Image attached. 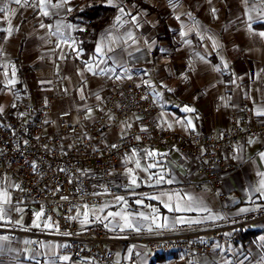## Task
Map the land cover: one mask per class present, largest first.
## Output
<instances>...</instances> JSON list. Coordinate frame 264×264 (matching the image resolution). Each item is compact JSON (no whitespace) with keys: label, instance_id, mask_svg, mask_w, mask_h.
Returning a JSON list of instances; mask_svg holds the SVG:
<instances>
[{"label":"crops","instance_id":"0c3cea01","mask_svg":"<svg viewBox=\"0 0 264 264\" xmlns=\"http://www.w3.org/2000/svg\"><path fill=\"white\" fill-rule=\"evenodd\" d=\"M80 1L72 0L67 7L73 9ZM142 1L124 0L126 11H131L135 15L137 11L146 10L148 14L147 16H141V21L147 20L151 23H144L140 29H134L138 39L136 45L131 47L122 43L113 45L114 51L108 53V55L120 57L124 61L129 69V74L133 77L132 80L152 91V89L142 83V80H151L155 89L163 93L161 98L155 97L158 107L156 119L163 129L189 138L194 133L185 131L176 121L191 118L197 125V132H208L213 129L222 131L230 127L231 111H241L245 107L255 109L264 105V73L260 74V78H256V74L259 73L261 68H264V41H261L258 37H249L245 24L240 20H236V14L242 11L236 0H227L226 3L214 0L220 10L218 13L219 20L212 19L209 12L206 11L208 5L204 4L202 0L201 6L194 9L190 7L193 0H182L184 8L192 10L194 16L201 22L200 35H212L225 46L219 51L225 60L229 62L230 67L222 69L221 73L211 71V67L220 64L221 61L217 55V50L211 48L210 41L207 39L201 41L200 35L191 32L187 37V39L192 41L191 47L183 44L182 38L178 35L181 21L175 19L174 14L167 6V0ZM134 4L138 7L134 8ZM2 6H4V0H0V7ZM7 6L13 11L0 13V29H6L9 26L8 21L11 20L14 31L12 36L7 39H5L6 33L3 31L4 36L0 39V48L3 49L4 55L0 56V62L15 65L18 83L11 92L7 90L0 91V105L4 107L2 116L26 118L27 115L19 117L17 114L26 113V106L30 102L38 112L45 114V120L48 121V123H45L47 129L57 128L58 113L61 111L71 112L69 117L71 122L87 124L92 121L103 108L110 91L117 84L127 79L116 81L114 77L112 79L94 77L90 73L85 72L83 80L86 81L84 92L86 100H80L78 89L84 85L81 82L82 78L77 75V70L83 69L81 60L85 58L81 57V60L75 59V53L71 52L67 46H62V48L58 49L59 37L52 36L50 33L55 31L57 24H70L73 27H65L63 31L65 35H70L77 40V29H84L85 26L69 20L66 8L58 10V15L54 14L50 17H44L39 15L38 11L32 7H23L15 3H8ZM177 11L181 10L177 9ZM117 15H119V12ZM229 17L235 21V24L230 25L229 31L225 32L223 27L229 21ZM126 19L128 18L126 17ZM243 19H246V17H243ZM182 20L187 22V17L182 16ZM113 22L114 20L100 31L96 42L99 41L101 36L106 34ZM41 23L44 25L51 24L53 28H41ZM17 28L19 29L18 31L15 30ZM126 28L127 26L120 29L113 28L111 31L114 35H119ZM171 29L177 31H172ZM253 29L264 31V27H260L258 24H253ZM145 39L149 44L155 41L150 51L144 43ZM206 45L207 48H205ZM123 48H127V51L122 52ZM137 48L140 51H145L144 56L146 58L133 61L130 56L138 52L136 51ZM160 48H166L168 50L167 53H161L159 51ZM61 51L67 55V59L59 58ZM129 52L131 55H128ZM197 53L205 56L210 63L201 62L196 55ZM17 59H20V63L17 62ZM189 60L193 62L194 72L189 71L187 68ZM103 66L101 65V67ZM107 66H113L111 60L108 61ZM3 71L4 69L0 68V73ZM8 71L9 77H11L10 67ZM117 72L122 73V69L118 66ZM184 72H187L190 77L187 81L181 77ZM3 79L4 77L0 75V80ZM232 80H235L236 83H231ZM42 81L44 83H41ZM161 82L174 89V91L169 92L161 87ZM2 87L3 85L0 84V88ZM65 89H67V92L64 91ZM91 93H99L102 99L97 100ZM245 93H248L251 98H246ZM221 96L226 99L231 97L229 107H224L225 101L220 99ZM194 97H198V99H194ZM45 100L47 101L46 104ZM12 104H15L16 107L13 108ZM232 104L237 105V107H232ZM85 105L92 108L90 119L86 118ZM178 105L179 107H177ZM184 105L194 107L197 111L195 113H185L182 110ZM251 112L253 113V111ZM164 120L173 124V128L168 129ZM135 123L136 115L131 114L122 122L119 129L111 130L106 134V141L110 143L116 142L121 134L129 128L128 125L133 126ZM249 140L254 142L249 143ZM145 149L166 153L165 149L147 147L135 150L142 167L156 162H158V167L150 169L148 173L135 169L134 161L126 162L133 155V151H131L117 162L116 176L111 183V188L116 193L105 196L100 205L95 207L98 208L108 202L111 206L105 209L103 214L106 215L108 211H117L121 209L122 205L115 204L114 197L123 195L130 205L128 211H143L147 215L151 213L153 207L159 208L161 218L157 222L164 223L163 218L166 217L168 227L155 228L153 225V231L149 232L147 228L151 223L149 220L141 221L142 230L140 232L132 230L111 231L108 229L112 233L151 235L204 228L226 221L245 219L247 215L255 212L261 206L259 201L264 200V196H261L260 193L252 192V188L259 187V181L262 179L258 173H264V159L260 155L264 153V135L249 136L243 145L228 154H223L225 159L235 164L236 168L223 178L218 190H214L211 187L201 172L198 161L177 154L170 157L165 155L157 156L154 159L148 158L146 157ZM129 168L134 170L138 177V182H140V187L134 190L128 187L130 178L126 173ZM151 173H162L166 179H172L174 182L172 184L164 183L150 187L145 181ZM0 179L16 183L8 177ZM14 189H11L12 194H14ZM133 191L147 195L180 191L181 193L192 195L197 201H202V206L210 211L168 212L159 200H149L143 195H133ZM136 199H143L144 204L150 207L135 204ZM162 199L167 200L166 197ZM17 206L24 209V211L15 214L13 219L22 216L23 227H12L11 225L0 227V236L10 237L7 241H0V244H3L5 249L4 255L0 256V261H3V264H37V260H39V264H50L51 258L46 255L48 248H41L40 245H58L65 242L45 236L46 234H57L59 232L43 228L37 229L31 226L34 213L40 210L39 207L35 205L21 206L18 204ZM89 207L91 208L93 205H89ZM242 209H247V211H241ZM78 210L81 213L84 211L81 206ZM209 215H218L222 218L207 220L206 217ZM179 216L193 220L199 219L202 222L191 225L175 224L174 221ZM100 225L103 226V224ZM257 225H254L253 228L259 229L260 232L257 233L254 244H248L247 248L252 246V249H249L250 254L254 260L259 262L261 247L264 244V240H261V237H264V220L257 223ZM24 240L34 241L35 243L25 245L23 243ZM260 241L262 243L259 245ZM217 245L210 256L187 255L183 252L155 254L141 244L126 245L117 243L114 248L119 264H144V262L150 264L153 261L156 264H220V262H224L223 259L226 257L228 248L236 253V247L242 246L241 242L235 244L233 240ZM8 249L15 251H8ZM129 249H132L133 252L130 259L128 258ZM33 250L40 252L36 259L30 258L33 255ZM56 251L59 255L66 254L65 249L57 248ZM136 253H140V256H137ZM141 257H143V262ZM60 264H64V262H60Z\"/></svg>","mask_w":264,"mask_h":264},{"label":"built area","instance_id":"2783aa9c","mask_svg":"<svg viewBox=\"0 0 264 264\" xmlns=\"http://www.w3.org/2000/svg\"><path fill=\"white\" fill-rule=\"evenodd\" d=\"M137 84L132 79L117 84L103 108L87 124L71 122V112L61 111L57 128L47 129L45 114L38 112L30 102L26 106V118L0 116V125H3L0 127V149H3L0 178H11L26 189L23 193L14 189V199L22 197L18 205H35L40 209L43 206L58 222L59 233L45 236L70 244L65 252L76 264H85L84 258L89 264L92 258L96 264H115L114 245L117 243L141 244L155 254L183 252L210 256L217 244L231 239L234 230L250 229L264 220V215H260L198 229L136 235L112 233L98 223L82 228L78 220L67 219L74 216L80 206H98L105 196L116 193L111 183L116 176L117 162L133 150L164 148L169 157L177 154L196 160L211 187L218 190L223 178L236 168L223 154L243 145L249 136L264 135V123L261 122L264 118H256L248 107L231 111L230 127L222 131L213 129L187 138L163 129L156 119L155 96L141 84L137 88ZM145 95L148 99H141ZM131 114L140 119H136L135 125L126 129L116 142H107L106 134L119 129ZM142 127L146 131H141ZM137 136L139 140L135 138ZM25 140L27 144L23 143ZM112 144L118 147L112 148ZM26 161L36 162V173ZM60 168L66 172L59 171ZM56 188L60 191L53 193ZM105 188L108 193L97 196H81L77 192L80 189L83 193H104ZM61 196H68L69 200H61ZM66 232L72 235H64Z\"/></svg>","mask_w":264,"mask_h":264},{"label":"snow or ice","instance_id":"6c2138e0","mask_svg":"<svg viewBox=\"0 0 264 264\" xmlns=\"http://www.w3.org/2000/svg\"><path fill=\"white\" fill-rule=\"evenodd\" d=\"M72 0H4V6L0 7V13L5 12H12L13 10L8 8V3H15L16 5H22L23 7H32L33 9H36L39 13V15L44 17H50L52 15H58V10L66 8L68 12L73 11L71 7H67L70 5ZM204 4L208 5V8L206 11L209 12L210 16L214 20H219L220 17L218 15L219 8H217L216 4L214 3V0H202ZM220 2L226 3L227 0H220ZM236 2L240 5L242 11L238 12L236 14V20H240L242 23L245 24L247 34L249 37H258L261 41H264V31H256L253 29V24H258L259 26H264V0H236ZM106 5L114 7L118 10L119 15H117L114 19L113 24L111 25V28L106 32L105 35L101 36L99 41L96 42V46L94 49V54L90 57V59H83L81 60V57L84 56V50L83 48L79 47V44L83 43V41H77L74 37L70 35H65V32L63 29L65 27L72 28V25H63V24H57L55 26V31L51 32L50 34L52 36L59 37V43L57 44V48L60 49L62 46H67L68 49L71 50V52L75 53V59L81 60V63L83 64V69L77 70V75L82 78L81 82L84 86H81L78 89L79 93V99L80 100H86V96L84 94L85 92V86L86 81L83 80L84 73H90L94 77H107L108 79L115 78L116 81H120L122 79H133L132 75L129 74V69L126 67L124 61L120 57H113L109 56L108 53H111L114 51L113 45L117 44H123L128 47H131L132 45H136L138 43L137 35L134 29H140L144 23H151L150 21L144 20L141 21V16H147V11H137L135 15L132 14L131 11H126V6L124 4V0H105ZM167 6L169 7L170 11L174 14V17L177 21H181L180 28L178 30V35L180 38H182V42L185 46L191 47L192 41L187 39L189 34L191 32H195L197 35H200L201 31V22L194 16L192 10H187L184 8V4L182 3V0H167ZM201 6V0H193V3L191 4V8H197ZM91 7V5H89ZM133 7H138L137 5H133ZM177 9H180L181 11H177ZM56 10V11H54ZM182 16L187 17V22L182 20ZM126 17L128 19H126ZM243 17H246V19H243ZM235 24V21L229 17V21L225 23L223 27V31L228 32L229 26ZM8 27L6 29H0L6 33V37L10 38L13 34V27L11 24V20L8 21ZM127 28L125 31L119 35H114L111 31V29H120V28ZM41 28L47 27L48 29H52L53 25H44L43 23L40 24ZM18 31L19 29H15ZM79 31H86V29H77ZM172 31H177L175 29H171ZM207 39L210 41L211 48L213 50H217V55L220 57V64L213 65L211 67V71H214L216 73H221L222 69H228L230 67L229 62L225 60L222 53L219 51L223 49L225 46L220 42L219 39L214 38V36H204L200 35V40L203 41ZM50 42V41H49ZM145 45L151 50L152 46L155 44V41H152L151 44L148 43V41L145 39L144 41ZM238 47V46H237ZM207 48V45L205 46ZM179 50V49H177ZM123 51H127V48H123ZM136 51H140L139 48L136 49ZM159 51L161 53H167L166 48H160ZM4 52L3 49L0 48V56H3ZM128 55H131L129 52ZM198 59L203 63H210L208 60H206L205 56L200 55L199 53L196 54ZM210 55V53H209ZM60 59H67V55L63 51H61V54L59 56ZM111 60L112 67H108V61ZM192 60L188 61L187 68L189 71H195V69L192 67ZM101 65H104L101 67ZM117 66L122 69V73L117 72ZM11 68V77H9V71L8 68ZM0 68H3L4 71L0 73L4 77L3 80H0V84L3 85L2 88H0V91H13L16 84L18 83L16 79V72L17 69L14 64L9 65L7 63L0 62ZM264 73V68H261L259 73L256 74V78H260V74ZM147 74V73H145ZM181 77L187 81L190 77L188 76L187 72H184L181 74ZM41 83H44L43 81ZM142 83L147 86L148 88L152 89V95L156 98H161L163 96V93L157 91L152 84L151 80H142ZM231 83L235 84L236 81L232 80ZM137 88H139L141 85L137 84ZM161 87L165 88L167 91L172 92L174 89L169 88L166 84L161 82ZM67 92V89L64 90ZM91 95H94L97 100H101L102 97L99 95V93H91ZM246 98H251L248 93H245ZM141 99H148V96H142ZM194 99H198V97H194ZM221 100H224V107H229L231 97H228L227 99L223 96L220 97ZM47 101L45 100V104ZM255 103V101H253ZM232 107H237V105L232 104ZM12 107L15 108L16 105L12 104ZM86 108V118H91L92 115V108L84 106ZM179 107V105L177 106ZM183 112L185 113H195L197 110L194 107H191L189 105L183 106ZM249 111H253L254 115L257 117H264V105L258 106L255 109H249ZM4 113V107L0 105V116H2ZM19 117H24L26 113H18ZM67 115V113H65ZM136 119H140V117H136ZM45 123H48L47 120L44 121ZM264 123V121H261ZM164 123L167 124L168 129L173 128V124L168 123L167 120H164ZM176 123L180 124V126L189 133H195L199 134L197 132V125L193 122V119L187 118L184 120H177ZM3 125H0L2 127ZM158 126H162L158 124ZM8 127H11L10 125ZM128 127H131V125H128ZM141 131H146L145 128H141ZM137 140L140 139V137H135ZM37 140H39V137H36ZM254 141L249 140V143H252ZM24 144H27L28 141H23ZM46 150L48 149L47 145L43 146ZM112 148H117V144H112ZM146 157L148 158H156L157 156H165L166 153H159L156 150H148L145 149ZM66 155V153H64ZM0 155H3V149H0ZM261 158L264 159V153H261ZM134 161L135 163V169H140L141 171L148 173L150 169H154L158 167V162L148 164L145 167H142L140 159L137 158V153L135 150H133V155L129 157L128 161L130 162ZM30 163V167L32 168V171L34 173L38 170V165L35 161L28 162ZM59 171L66 172V169L60 168ZM79 171V170H78ZM86 174V173H85ZM130 180L128 187L130 189H135L140 187V182H138V177L135 174L134 170L132 168L127 169L126 173ZM262 177V179L259 181V187L252 188L253 193H260L261 196H264V173H258ZM69 183L72 182L71 179L68 181ZM149 184V186H155V185H161L164 183L172 184L174 181L172 179H166L165 175L162 173H151L147 180L145 181ZM17 189L21 193L25 192L26 189L21 187L20 184L13 183L10 180H2L0 179V227H5L7 225H11L12 227L21 226L23 227V217L19 216L16 219H13L15 214L22 213L24 209L21 207H18L17 204L20 202L22 197H17L14 202L13 194L11 192V189ZM53 193L60 191L59 188L53 189ZM77 192L81 193V196L84 195H103L107 194L108 190L105 188L104 193H100L97 191H93L92 193H83L80 189H77ZM133 195H143L149 200H159L161 204H163V207L168 210V212H190V211H210L206 207L202 206V201H197L195 197H193L190 194L187 193H181L180 191H175L172 193L169 192H161L159 195H147V194H138L135 193V191L132 192ZM163 197H166L167 200L165 201L162 199ZM61 200L68 201V196H61ZM115 204L122 205L121 209L119 211H108L106 215L103 213L105 212V209L109 208L111 205L106 202L100 207H89V205L84 204L81 207L84 209V211L81 213V211H76V214L71 217H67V219L72 221H79L81 227L87 226L91 223H100L103 224L104 228L110 229L111 231H125V230H132L135 232H140L142 230L141 221H151V223L147 226L148 231H153V225L155 228H165L168 227L167 224V218L164 217V223H158L157 221L161 218V213L159 208L153 207L150 214H145L143 211L140 212H134V211H128L130 208L129 202L126 199L125 196H115L114 197ZM135 204L142 205L144 207H150L149 205L144 204L143 199H136ZM72 209L70 208L69 211ZM54 211H58V209H54ZM241 211H247V209H242ZM82 217V218H81ZM222 217L218 215H209L206 217L207 220H216L221 219ZM107 221V222H106ZM202 221L199 219L193 220L190 218H186L183 216L176 217L174 223L175 224H199ZM32 227L37 229H46V230H54L56 232H59V224L58 222L54 221L52 216L47 214L44 207L42 206L39 211H36L34 213V219L32 221ZM64 235H72V233H63ZM9 236H0V241H7L9 240ZM261 240H264V237H261ZM23 243L25 245L35 243L34 241L30 240H24ZM41 248L47 247L48 252L46 255H48L50 259V264H60V262H64V264H76L75 261H73L72 257L70 255L64 254L59 255L56 251L57 248L60 249H66L70 248V244L62 243V244H49L45 246L44 244L40 245ZM219 247V245H217ZM8 251H15L13 249H8ZM5 252V249L3 247V244H0V256H3ZM40 255V252L38 250H33V255L30 257L31 259H36ZM133 255L132 249L128 250V258L130 259ZM137 256H140V253H136ZM183 258V257H181ZM85 259V264H89L88 259ZM141 261L143 262V257H141ZM0 264H3V261H0ZM37 264H39V260H37ZM90 264H96V261L94 258H92ZM115 264H119V261H116ZM146 264V262H144ZM225 264H231V261H225ZM239 264H243V262H239Z\"/></svg>","mask_w":264,"mask_h":264},{"label":"trees","instance_id":"16d2710c","mask_svg":"<svg viewBox=\"0 0 264 264\" xmlns=\"http://www.w3.org/2000/svg\"><path fill=\"white\" fill-rule=\"evenodd\" d=\"M139 1L143 2L142 0ZM89 5H91V7H89ZM117 13L118 10L106 5L105 0H81L73 8V11L67 13V18L69 20L85 26L84 29H86V31L78 30L76 32L77 41H83V43L79 44V47L84 50L83 58L88 59L94 54L98 34L107 24L114 20ZM3 36L4 33L0 30V39ZM144 54L145 51L141 50L132 54L130 57L133 61L141 60L146 58ZM17 62L20 63V59H17ZM259 202L261 203V206L255 212L247 215L246 218L264 215V200ZM258 232H260V230L255 228H240L231 233V240H233L235 244H238L239 242H241V245L251 244L256 241ZM259 261L264 264V244L261 247V257ZM150 264L156 263L153 261Z\"/></svg>","mask_w":264,"mask_h":264},{"label":"rangeland","instance_id":"374dc122","mask_svg":"<svg viewBox=\"0 0 264 264\" xmlns=\"http://www.w3.org/2000/svg\"><path fill=\"white\" fill-rule=\"evenodd\" d=\"M119 210L120 209H118L117 211H119ZM229 241H231V239H229ZM227 243H228V241H227ZM261 243H262V241H260L258 244L260 245ZM251 244H249V245H251ZM247 247H248V244L242 245L239 248L236 247V249H237L236 253L231 251L232 249L228 248V250L226 251V257L223 259L224 262H220V264H225V261H231V264H239V262H241V261L243 262V264H263L262 262H260V261L258 262L257 260H254V258H252V255L250 254V251H249V249H252V246H250L249 248H247Z\"/></svg>","mask_w":264,"mask_h":264}]
</instances>
